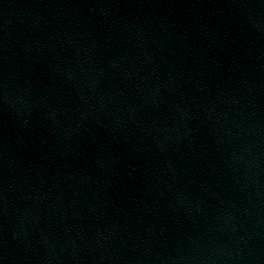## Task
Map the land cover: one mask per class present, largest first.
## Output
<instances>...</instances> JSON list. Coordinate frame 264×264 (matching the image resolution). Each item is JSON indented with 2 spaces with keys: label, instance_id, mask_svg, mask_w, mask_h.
I'll use <instances>...</instances> for the list:
<instances>
[{
  "label": "water",
  "instance_id": "1",
  "mask_svg": "<svg viewBox=\"0 0 264 264\" xmlns=\"http://www.w3.org/2000/svg\"><path fill=\"white\" fill-rule=\"evenodd\" d=\"M0 264H264V0H0Z\"/></svg>",
  "mask_w": 264,
  "mask_h": 264
}]
</instances>
